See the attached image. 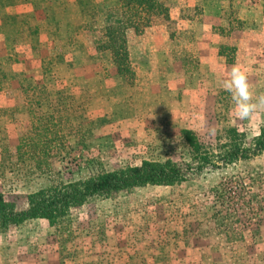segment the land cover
Wrapping results in <instances>:
<instances>
[{
  "label": "rangeland",
  "instance_id": "obj_1",
  "mask_svg": "<svg viewBox=\"0 0 264 264\" xmlns=\"http://www.w3.org/2000/svg\"><path fill=\"white\" fill-rule=\"evenodd\" d=\"M120 1L0 0V193L18 209L55 183L186 159L182 128L210 141L224 125L245 141L264 128V0H160L171 20L126 35L133 81L99 51ZM184 51L196 70L176 65ZM233 65L257 105L244 119L224 83ZM37 157L51 169L40 173ZM71 220L65 244L45 218L10 225L0 264H264V150L179 184L88 199Z\"/></svg>",
  "mask_w": 264,
  "mask_h": 264
},
{
  "label": "trees",
  "instance_id": "obj_2",
  "mask_svg": "<svg viewBox=\"0 0 264 264\" xmlns=\"http://www.w3.org/2000/svg\"><path fill=\"white\" fill-rule=\"evenodd\" d=\"M107 11L111 14V20L100 31L105 41L99 45V51L108 53L118 75L124 79L131 77V81L136 80L126 35L129 31L143 32L157 21L160 22L159 20L170 21L169 8L160 0H121L114 7H108ZM178 32L185 33L182 30H174L169 32V37L178 36ZM186 54L184 51L183 59L176 65L186 71L196 70V65H192L194 59H186ZM194 61L197 63V60ZM216 130L217 140H223L210 141L201 137L196 130L182 128L180 137L188 154L186 159L175 161L170 156L165 159H144L140 165L101 170L98 174L83 179L55 183L27 195L26 205L19 209L15 202L7 199L5 193H0V232L10 225L19 227L33 218H45L58 235V241L65 244L74 236L71 208L83 204L88 199L96 197L100 201L141 185L179 184L189 175L201 173L205 169L237 164L264 150V128L259 136L250 141L243 140L245 136L243 137L236 127L224 125ZM37 143L34 141L28 145L36 150ZM38 158L35 159L34 165L40 173L51 169L48 160L38 162Z\"/></svg>",
  "mask_w": 264,
  "mask_h": 264
},
{
  "label": "clouds",
  "instance_id": "obj_3",
  "mask_svg": "<svg viewBox=\"0 0 264 264\" xmlns=\"http://www.w3.org/2000/svg\"><path fill=\"white\" fill-rule=\"evenodd\" d=\"M227 91L232 93L233 99L237 106V115L241 118H247L256 108V104L250 103L251 93L249 92L246 83L245 74L242 72L239 65H233L229 72V79L225 80ZM260 104H264V97L259 100ZM210 133H214L215 129L210 128Z\"/></svg>",
  "mask_w": 264,
  "mask_h": 264
},
{
  "label": "crops",
  "instance_id": "obj_4",
  "mask_svg": "<svg viewBox=\"0 0 264 264\" xmlns=\"http://www.w3.org/2000/svg\"><path fill=\"white\" fill-rule=\"evenodd\" d=\"M209 32H210V30H209ZM44 252H45V251H44ZM44 252H43V253H44Z\"/></svg>",
  "mask_w": 264,
  "mask_h": 264
}]
</instances>
